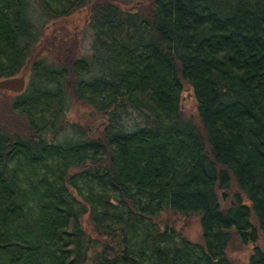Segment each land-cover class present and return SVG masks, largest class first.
<instances>
[{"label": "trees", "instance_id": "obj_1", "mask_svg": "<svg viewBox=\"0 0 264 264\" xmlns=\"http://www.w3.org/2000/svg\"><path fill=\"white\" fill-rule=\"evenodd\" d=\"M0 0V79L29 64L10 108L27 136L0 131V264H229L234 235L264 264V0ZM91 4L87 54L31 58L46 21ZM69 87L109 120L145 113L100 137L71 126ZM192 90L201 129L183 115ZM69 127L74 137L55 134ZM244 196L222 207L218 191ZM200 215L202 244L154 217ZM84 215L104 238L100 250ZM97 246V245H96Z\"/></svg>", "mask_w": 264, "mask_h": 264}, {"label": "rangeland", "instance_id": "obj_2", "mask_svg": "<svg viewBox=\"0 0 264 264\" xmlns=\"http://www.w3.org/2000/svg\"><path fill=\"white\" fill-rule=\"evenodd\" d=\"M30 2L32 16L40 27L41 23L45 21L42 7L38 0H30ZM150 3L151 0H133L132 2H124L123 6L127 9L147 13L150 10ZM90 10L91 4L81 8L61 21H46L40 30V39L33 49L31 58L38 55H48L65 62L87 54L90 50L92 40V30L89 25ZM29 64L30 61L16 75H24L26 83L29 75ZM13 96L14 94L8 91L0 90V131L27 136L29 131L23 119L10 108V101ZM69 97L70 108L67 112L66 120L71 126L80 129L89 137H100L102 129L108 124L115 125L120 129H132L144 123L146 118L145 113L140 109L128 107L125 110L117 111L112 116V119L109 120L107 117L93 112L91 108L85 106L73 94L71 87H69ZM180 107L183 115L192 119L201 129L195 99L189 87H185L181 94ZM82 112L85 113L84 116H82ZM74 134V131L67 127L66 130L53 136L56 141H62L66 138L74 137ZM236 196L244 200V196L239 193L233 184L225 192L218 191V198L222 207H226L234 202ZM154 221L161 230L165 227L172 228L177 234L190 242L202 244L200 215H181L170 210H163L154 217ZM81 222L86 233L94 239L97 245H95V249H92L90 253H94L95 250H100L104 243V238L94 231L87 215L82 217ZM259 246L264 249L262 239L259 242ZM252 250V244H242L233 235L225 253L229 264H242L248 261Z\"/></svg>", "mask_w": 264, "mask_h": 264}, {"label": "water", "instance_id": "obj_3", "mask_svg": "<svg viewBox=\"0 0 264 264\" xmlns=\"http://www.w3.org/2000/svg\"><path fill=\"white\" fill-rule=\"evenodd\" d=\"M25 86L26 81L24 75L0 79V90L8 91L12 94L21 93L25 89ZM84 114L85 113L82 112V116H84Z\"/></svg>", "mask_w": 264, "mask_h": 264}]
</instances>
